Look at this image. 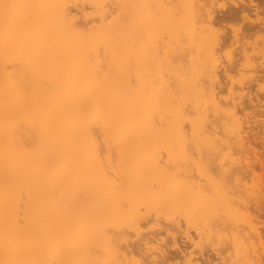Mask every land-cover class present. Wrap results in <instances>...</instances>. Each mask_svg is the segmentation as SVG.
<instances>
[{
	"label": "bare ground",
	"instance_id": "6f19581e",
	"mask_svg": "<svg viewBox=\"0 0 264 264\" xmlns=\"http://www.w3.org/2000/svg\"><path fill=\"white\" fill-rule=\"evenodd\" d=\"M209 1L0 0V264L166 260L201 223L208 241L242 237L241 257L219 248L220 264H264L261 236L235 213L241 199L264 213V191L238 200L225 184L255 173L261 80H237L221 59L238 44L245 71L250 51L264 54L249 32L215 38ZM191 165L221 179L188 180ZM193 254L188 264H213Z\"/></svg>",
	"mask_w": 264,
	"mask_h": 264
},
{
	"label": "rangeland",
	"instance_id": "374dc122",
	"mask_svg": "<svg viewBox=\"0 0 264 264\" xmlns=\"http://www.w3.org/2000/svg\"><path fill=\"white\" fill-rule=\"evenodd\" d=\"M231 1H233V2H231ZM246 1H248V0H244V1L243 0H211V2L209 1L211 11L213 10L215 12V14H214V12L212 11L213 15H215L216 17L217 16L219 17V18L217 17L218 20H215L216 23H214L215 25H213V26H215V27H213L215 32L213 30H211V34L215 38L219 37L217 39L222 40V39H225L227 36L228 37L237 36L238 38H242L243 36L247 35L249 32V37H247V39L251 43H254V44L256 43L257 46L259 45L260 49H262L264 51V6L260 7L261 10L258 9V10L251 11L249 16H248V19L239 17L237 19L236 18L233 19V21L229 20L230 22L226 21V17L228 16V13H227L228 10L230 8L232 9V8L238 7L239 6L238 3L244 4ZM259 1L256 0V3L260 4ZM261 4H262V1H261ZM212 5H213V7H212ZM226 13H227V15H226ZM217 14H219V15H217ZM221 18H224L225 22ZM250 29H251V31H249ZM260 49H259V52L264 54V52ZM249 54H250V59H252L251 61L254 62V68L248 69V70L244 69L245 71L238 70V69H236L237 67L235 66L237 61L243 60L242 56H240L241 52H240V49L238 48V44L228 45L227 48L224 50V52H222V58H221L222 62L225 65H227L230 68H234L232 75L237 80H239V78L240 79L244 78L243 80H249L250 78H260V80H261V82H260L261 86L260 87H257L256 85H252V88H253V86H254V88L253 89L251 88L252 92L254 94L260 95L261 101H262V107L260 109H258V111L256 112V119H255V122L253 123V127L251 130V140L253 142L252 146L254 147L255 151L253 153H251L249 155V157H251L250 162L253 161V164L255 165V173L249 172V173H244V174H235L233 177L225 180V184L230 186V188L232 187V189L234 187V189H237L238 192H240L242 194V196H241V194L239 193V195H238V197H236V199L242 198V197L246 198V197L250 196L251 193L255 194V193H258L259 191H264V162L261 163V162L256 161V158L264 159V63L261 64V62L263 61L262 57H264V56L257 55L255 53H253L252 51H250ZM231 64H232V66L234 65V67H232ZM260 64L263 66V68ZM202 170L203 169H201L200 167L196 168L195 166L191 165L186 170V175H187L186 178L188 180H190L189 176L197 177V175H202L206 179V183H208V181L210 179L211 180L221 179V175L217 171H215L214 168H211L210 171H208V170L202 171ZM196 199H197V196H191V200L195 201ZM235 206H236L235 207L236 208L235 213L238 216L240 223H242L240 225V230H244L246 228L251 227V229L249 231L251 234H253V235L259 234L261 236V238H262L261 240H263V241H262V243L258 242L259 245H257V238H254V241H256V246H257V252H256L257 255L256 254L255 255H256V257L260 258V260L264 261V258H263L264 257V255H263L264 254V213H262L260 215L253 208L250 209V208L246 207L247 204L244 203L243 199L239 200V203ZM245 213H247L246 216H245ZM247 215H249V217ZM242 218L243 219L245 218L246 220H248V223H246ZM203 224L204 223H201V225H199V228H201L200 230L189 229L187 232L185 230V234L182 235L183 238H181L179 240V246H182V248H181L182 250L185 249L184 250L185 253H187V252L188 253L191 252L192 254L193 253L194 254L200 253L199 255H196V256H200L202 253L201 256H203V257L208 255L210 257L211 261L213 262V264H215V263L220 264V261L216 255V252H218L217 249H219V248L220 249L221 248L226 249V252H228L227 255L229 256V258H228V256H226V257L228 258V260L230 259V262H231V260H236L238 255H239L238 258L241 257V253H240L241 252V249H240L241 244H239L238 242L242 241V239H241L242 237L238 238V239H240L239 241H238V239L236 240L237 243L232 241L233 239L229 235L230 234L233 235L234 238H235V236H234V232L230 229L232 231V233H231L228 230L230 232V234H228L229 232L227 233V230H225L223 232L224 234H226L227 237L222 233L220 235H217L218 238H216L217 237L216 236L214 238L215 240L213 239L212 241H208L207 239H205L204 235L202 234L206 231V227ZM186 236L193 238V239H191V240H193V242L191 240L187 239ZM221 236H222V238H221ZM223 237H225V238L223 239ZM220 238H221V240H220ZM218 240L220 242H218ZM227 240L230 244L227 243ZM222 242H224V244ZM225 244H226V246H224ZM168 245H171V246H169V248H168L167 247ZM228 245H230V246H228ZM167 246L166 247L168 248L167 253H168L169 258L166 260L161 259L162 257L158 258V256L155 257L156 259L154 258L155 260L153 258H148V260H147V258L143 259V258L137 257L136 259H130V260L127 259L129 261L124 260V259L122 260V258H121V261H120V258H119L118 259L119 262L117 261L115 263H105V262H101L98 259H96L94 262L88 263V264H188V259L185 256V253H180L178 251H174V248H173V245L171 242L167 243ZM238 246H239V249H238ZM169 249L170 250L173 249V250L170 251ZM175 250H176V248H175ZM149 259H151V260H149ZM238 263L240 264L241 262L238 261Z\"/></svg>",
	"mask_w": 264,
	"mask_h": 264
}]
</instances>
